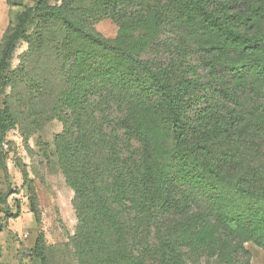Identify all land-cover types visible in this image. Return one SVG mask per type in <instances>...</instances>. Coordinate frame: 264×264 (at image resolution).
Instances as JSON below:
<instances>
[{
	"label": "trees",
	"instance_id": "16d2710c",
	"mask_svg": "<svg viewBox=\"0 0 264 264\" xmlns=\"http://www.w3.org/2000/svg\"><path fill=\"white\" fill-rule=\"evenodd\" d=\"M34 1L36 6L18 16L4 43L1 88L12 83L10 62L18 43L28 38L35 18L47 15L60 20L71 36L120 53L130 64L129 72L116 79V93L100 96L92 114L77 113L69 106L70 113L52 115H59L64 124L56 138L55 155L75 192L77 234L71 246L80 256V264H183L178 243L171 236H162V228H172L186 215L187 204L178 194L180 188L162 180L154 136L141 122L140 113L152 115L154 126L170 134L179 150L199 161L205 159L202 168L249 201L242 210H225L214 217L218 228L229 235L245 234L248 241L264 239V178L257 174L234 178L242 167L237 156L224 154L214 161L208 151V145L229 136L255 144V138L264 135L244 109H232L242 98L251 97L264 123V84L234 83L238 77L244 79L264 69V0H147L153 4L149 10L158 27H162L168 8L172 9L187 34L194 36L199 60L209 63L219 105L198 106L193 119L188 113L191 104L199 105L201 98L209 95V90H201L198 78L173 83V69L166 61L138 57L86 31L71 14L72 3L50 6L49 0ZM94 2L104 17L115 21L125 11V0ZM187 71L196 75V70ZM4 105L0 111V168H4L2 138L15 126L11 107ZM254 179L258 184L253 185ZM31 210L37 215L34 192ZM3 230L0 227V232ZM46 250L40 234L34 251L44 260ZM236 256L249 264L250 253L244 247L236 249Z\"/></svg>",
	"mask_w": 264,
	"mask_h": 264
},
{
	"label": "rangeland",
	"instance_id": "374dc122",
	"mask_svg": "<svg viewBox=\"0 0 264 264\" xmlns=\"http://www.w3.org/2000/svg\"><path fill=\"white\" fill-rule=\"evenodd\" d=\"M67 3L73 4L71 14L86 31L138 57L156 58L170 64L173 83L198 78L201 90H209V95L202 97L199 105L191 104L190 119L198 106L218 107L209 63L199 60L194 36L187 34L170 7L162 27H158L149 10L153 4L147 0H125V11L120 13L118 21L104 17L105 13H101L94 0H49L50 6ZM35 6L34 0H0V56L18 16ZM27 37L18 43L10 62L12 83L6 88L0 87V111L6 102L15 118V126L1 143L4 168H0V227L6 229L3 239L9 245L14 241L35 246L37 237L43 234L47 248L45 259L39 257L33 246L29 255L23 253L19 264H80L81 258L71 246L77 234L75 192L68 186L55 155L56 138L64 130L58 116L61 112L70 113L69 106L77 113L92 114L99 106L100 96L116 93V79L129 72L130 64L120 53L71 36L52 15L35 18ZM188 68L196 70V75L190 74ZM245 82L261 87L264 69L234 80L236 86ZM250 99L242 98L232 109H244L257 129L264 132L263 116ZM53 114L59 115L52 118ZM139 117L154 136L162 180L167 179L180 188L178 194L187 204L186 215L174 222L172 228H162V236H171L178 243L183 264H246L236 256V249L240 247L250 253L249 264H264V239L257 243L248 241L245 234H225L214 219L225 210L236 212L246 208L249 201L222 186L213 174L202 168L205 159L199 161L194 155L179 150L170 134L154 126L152 115L140 113ZM255 139L252 144L226 137L208 145L209 155L215 161L224 154H235L242 167L232 175L234 178L245 179L255 174L264 178V135ZM252 182L255 185L259 181ZM33 192L37 215L31 210Z\"/></svg>",
	"mask_w": 264,
	"mask_h": 264
},
{
	"label": "crops",
	"instance_id": "0c3cea01",
	"mask_svg": "<svg viewBox=\"0 0 264 264\" xmlns=\"http://www.w3.org/2000/svg\"><path fill=\"white\" fill-rule=\"evenodd\" d=\"M1 184H2V175L0 171V188H1ZM5 230L6 229L0 232V264H19V260L22 257L23 253L29 255L28 251L29 249H33L34 244L33 245L28 243L20 244L19 242L12 241L11 245H9L8 242L5 243L6 240L4 241L3 239Z\"/></svg>",
	"mask_w": 264,
	"mask_h": 264
}]
</instances>
